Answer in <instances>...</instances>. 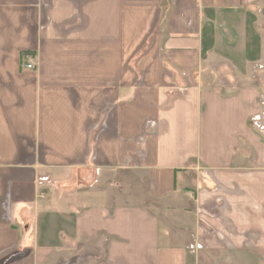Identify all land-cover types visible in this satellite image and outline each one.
<instances>
[{
  "label": "crops",
  "instance_id": "0c3cea01",
  "mask_svg": "<svg viewBox=\"0 0 264 264\" xmlns=\"http://www.w3.org/2000/svg\"><path fill=\"white\" fill-rule=\"evenodd\" d=\"M255 116L264 0H0V264H264Z\"/></svg>",
  "mask_w": 264,
  "mask_h": 264
},
{
  "label": "built area",
  "instance_id": "2783aa9c",
  "mask_svg": "<svg viewBox=\"0 0 264 264\" xmlns=\"http://www.w3.org/2000/svg\"><path fill=\"white\" fill-rule=\"evenodd\" d=\"M34 68H35V65H33L32 62L30 60H28V62L25 65V69L33 70ZM141 78L139 80H137L136 82H137L138 86L143 87V84L141 82ZM261 121H262V118L260 116H255L252 119V123L257 128V130L261 133H264V127L261 124ZM93 162H94L93 157L83 156L82 158H77L76 160H74L73 164L77 165V166L79 165L81 167V166H91V165H93L92 164ZM196 212L200 217V223L205 225V220L203 219V217H205L206 214H205L204 210L201 208H197Z\"/></svg>",
  "mask_w": 264,
  "mask_h": 264
},
{
  "label": "rangeland",
  "instance_id": "374dc122",
  "mask_svg": "<svg viewBox=\"0 0 264 264\" xmlns=\"http://www.w3.org/2000/svg\"><path fill=\"white\" fill-rule=\"evenodd\" d=\"M41 213H42V212H41ZM41 213H40V214H41ZM39 219H40V220H39V221H40L39 226H40L42 223H44V222H43V221H44V220H43V216H42V215H39ZM47 224H48V223H47ZM48 226L50 227V224H48ZM54 226H55V224H54ZM59 226H60V224H59V222L57 221V222H56V227H59ZM59 228H61V226H60ZM21 258H22V257H20V259H21ZM11 260H17V259H14V258H13V259H11ZM80 262H81V261H80ZM80 262H79V263H80Z\"/></svg>",
  "mask_w": 264,
  "mask_h": 264
}]
</instances>
